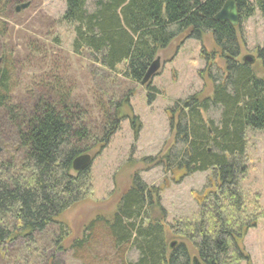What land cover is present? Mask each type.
Here are the masks:
<instances>
[{
  "label": "trees",
  "instance_id": "trees-1",
  "mask_svg": "<svg viewBox=\"0 0 264 264\" xmlns=\"http://www.w3.org/2000/svg\"><path fill=\"white\" fill-rule=\"evenodd\" d=\"M9 1L0 0L1 7ZM64 1L62 18L74 26L76 52L86 49L107 71L131 81L141 83L159 52L182 37L180 44L188 38L202 41L210 33L224 62V68L213 63L201 71L213 83L212 94L199 92L170 109L171 113L179 110L177 117H170L172 137L159 155L146 158L173 174L184 169L212 170L216 187L202 210L168 222L162 188L135 173L112 220L93 219L72 246L82 247L90 237L87 232L102 220L118 248L130 245L137 251V259L128 264L249 261L242 240L260 216L248 211L250 202L239 187V178L248 171L242 164L247 131L264 129V76L240 59L238 26L215 19L227 0ZM234 1L241 20L256 9L264 14V0ZM202 53L208 63L211 56L204 48ZM211 55L217 59L214 51ZM42 88L29 108L20 106L12 100V77L0 70V140L3 120L14 127L17 139L10 153L0 150V247L22 237L32 252L39 237L56 227L51 241L55 253L45 264H58L55 255L66 250L64 242L70 234L60 217L92 188L89 170L75 171L73 161L95 144L107 146L119 129L124 101L111 99L99 105L103 119L93 126L86 109L73 101L64 85L46 83ZM149 88L152 102L157 89ZM211 108L220 111L218 123L205 119L204 112ZM176 143L182 146L174 152Z\"/></svg>",
  "mask_w": 264,
  "mask_h": 264
},
{
  "label": "rangeland",
  "instance_id": "rangeland-1",
  "mask_svg": "<svg viewBox=\"0 0 264 264\" xmlns=\"http://www.w3.org/2000/svg\"><path fill=\"white\" fill-rule=\"evenodd\" d=\"M26 3V8L17 10ZM1 6L0 70H6L12 77L14 103L29 108L44 84L59 82L65 86L64 90H70L73 101L86 109L87 117L93 126H97L103 119L99 105L107 104L111 99L117 103L124 101L119 113V129L107 146L98 143L84 152L93 156L91 165L85 169L90 172L92 188L60 217L70 234L64 242L66 250L56 253L55 263L128 264L136 260L137 251L130 245L118 248L102 220L87 232L90 237L82 247H74L72 243L84 236L85 228L93 219L112 220L120 196L135 173L146 183L162 188L161 203L167 211L168 222L193 217L202 210L203 204L199 200L205 192L211 195L216 187L212 170H186L187 174L180 178L182 170L176 174L166 172L164 166L150 164L146 158L159 155L165 143L170 141V117L179 115V110L171 113L170 109L179 100L199 92L201 96L212 94L213 83L203 77L201 71L213 63L215 67L224 68L212 35L206 34L202 41L188 38L183 44H180L183 37L173 41L158 54L161 59L158 73L150 83L142 84L107 71L86 49L76 52L74 26L62 18L66 10L64 0H11L5 8ZM238 34L240 59L252 57L251 66L256 74L264 76V14L256 9L251 17L241 20ZM203 48L211 56L209 64L202 53ZM213 51L217 59L211 55ZM149 86L157 89L152 102L149 101ZM204 116L206 120L212 118L218 123L220 111L211 108ZM7 123L5 120L1 123L0 150L10 153L17 139L14 127ZM246 139L242 164L248 166V171L240 176L239 187L250 202L248 211L258 212L260 218L243 237L242 243L250 260L241 264H264V129H249ZM181 146L176 143L174 152ZM256 202L259 204L257 209ZM56 229L52 227L39 237L38 244L31 246L32 252L22 237L0 247V264H45L55 253L51 241L56 236Z\"/></svg>",
  "mask_w": 264,
  "mask_h": 264
},
{
  "label": "water",
  "instance_id": "water-1",
  "mask_svg": "<svg viewBox=\"0 0 264 264\" xmlns=\"http://www.w3.org/2000/svg\"><path fill=\"white\" fill-rule=\"evenodd\" d=\"M28 6V3L21 5L17 8V10H20V8H26ZM215 19L220 22H229L233 26H238L241 22L240 12L238 9V6L234 0H227L222 7V9L216 14ZM1 61V59H0ZM244 61L247 63L253 62V58L250 56L244 57ZM161 67V59L160 57H157L156 60H154L151 65L149 66L144 79L142 80V84H147L152 81L154 76L158 73L159 69ZM93 156L90 153H84L79 155L74 161H73V169L75 171H82L85 170L87 167H89L92 163ZM175 245V242H173L172 246ZM195 261L197 262V258H195Z\"/></svg>",
  "mask_w": 264,
  "mask_h": 264
},
{
  "label": "flooded vegetation",
  "instance_id": "flooded-vegetation-1",
  "mask_svg": "<svg viewBox=\"0 0 264 264\" xmlns=\"http://www.w3.org/2000/svg\"><path fill=\"white\" fill-rule=\"evenodd\" d=\"M187 172H186V169H184L183 171H182V174L180 175V178L181 177H184V174H186ZM210 194L209 193H207V192H205L204 194H203V196H202V200H199L200 201V203H204L207 199H208V196H209Z\"/></svg>",
  "mask_w": 264,
  "mask_h": 264
}]
</instances>
